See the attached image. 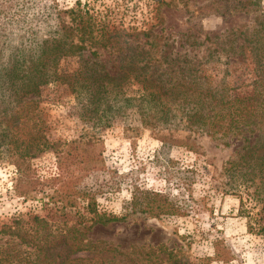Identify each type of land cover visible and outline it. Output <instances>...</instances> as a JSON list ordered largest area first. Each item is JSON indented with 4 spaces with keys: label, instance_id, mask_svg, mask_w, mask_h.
I'll return each instance as SVG.
<instances>
[{
    "label": "rangeland",
    "instance_id": "1",
    "mask_svg": "<svg viewBox=\"0 0 264 264\" xmlns=\"http://www.w3.org/2000/svg\"><path fill=\"white\" fill-rule=\"evenodd\" d=\"M45 1L58 9L85 3L108 28L130 32L132 45L142 43L148 48L153 41L155 45L150 47L155 50L162 42L156 36L161 35L173 39L176 50L192 49L198 57L210 52L203 69L215 87L224 88L230 97L251 90L253 65L250 45L245 40L253 38L254 29L258 33L264 30V0H259L258 8L249 13L231 11L222 15L218 12L224 1L220 0ZM97 49L100 55L95 58L86 49L60 58V79L20 99L19 104L24 112L29 110L30 116L26 114L22 137L33 130L47 145L31 150L23 158L14 152L20 149L11 147L7 152L0 145V225L16 216L34 214L59 225L82 219L84 201L61 211L59 205L47 202L50 189L37 184L32 191L27 184L56 176L58 159L62 160L68 144L76 141L86 149H99L104 167L126 174V182L167 193L179 204L181 213L159 217L126 213L122 206L130 191L129 185L122 183L116 191L97 193L96 202L98 212L125 214V219L94 225L86 235L91 242L96 241V246L73 255L96 253L120 259L123 264H264V191L255 190L258 185L264 188V184L258 179L240 182L243 177L239 175V164L245 158L240 155L246 142L237 138L224 144L193 133L190 144V138L185 137L188 129L180 128L173 133L176 141L162 143L152 128L141 126L135 106L121 100L108 121L94 123L84 116L83 101L70 91L66 76L86 66L85 61L89 64L99 60L108 67L111 60H106L102 48ZM261 51L264 58V42ZM121 88L125 95H138L135 82L122 84ZM8 103V98H0V131L5 127L10 130L14 122L7 109L1 111ZM229 160L236 165L230 166L226 163ZM77 167L85 165L69 166L75 173ZM82 180L89 183L93 176L85 174ZM5 237L0 234V242Z\"/></svg>",
    "mask_w": 264,
    "mask_h": 264
},
{
    "label": "trees",
    "instance_id": "2",
    "mask_svg": "<svg viewBox=\"0 0 264 264\" xmlns=\"http://www.w3.org/2000/svg\"><path fill=\"white\" fill-rule=\"evenodd\" d=\"M220 1H224L218 12L221 15L231 11L249 13L259 6V0ZM84 5L80 7L76 2L75 6L58 9L45 0H0V98L9 99L1 111L7 109L14 120L10 130L5 127L0 131V145H4L7 152L11 147L20 149L18 153L14 150L19 158L31 150L46 147L47 141L36 131L31 130L22 137L26 114L27 118L30 116L29 110L24 112L19 104L20 99L38 93L41 85L60 79L57 72L60 58L78 55L85 49L95 58L100 55L97 48H102L108 56L106 60L112 62L108 67L99 60L89 64L85 61L86 66L66 76L70 91L77 100L83 101L84 116L94 123H104L112 117V110L118 109L121 100L125 105L135 106L141 126L152 128L162 143L176 141L173 133L180 128L188 129L185 137L190 138V144L193 133L224 144L229 139H241L246 144L240 155L245 157L239 164L242 171L239 175L243 177L240 182L253 183L258 179L263 185L264 58L261 44L264 30L258 33L254 29L253 38L245 40L250 45L254 75L249 84L250 92L230 97L224 88L215 87L204 73L203 62L211 56L210 52H202L198 57L191 53L192 49L189 52L176 50L174 40L161 35L156 36L162 42L155 50L150 47L155 45L153 41L148 48H143L142 43L132 45L133 40H128L130 32L108 28ZM11 26L13 28H9ZM142 34L147 36L146 32ZM138 46L141 47L137 49ZM130 82L138 85L137 96L125 95L122 90V84ZM21 144H25L24 147ZM226 163L236 165L233 160ZM74 164L85 167L75 168V173L69 168ZM58 168L56 176L39 182L27 181L29 190L36 189L37 184L50 189L45 198L59 205L61 211L84 201L82 219L59 225L34 214L27 218L16 216L1 224L0 234L6 237L0 242V264H123L120 259L99 257L96 253L85 257L73 255L96 246V241L91 242L86 235L94 225L125 219V214L98 212L96 202L97 193L116 191L122 183L129 185L130 191L129 199L122 206L126 213L153 217L181 213L179 204L169 199L167 193L140 188L132 181L126 182V174L104 167L100 150L95 147L86 149L72 141L63 159H58ZM85 174L93 176V180L84 182ZM257 189L264 191L259 185Z\"/></svg>",
    "mask_w": 264,
    "mask_h": 264
}]
</instances>
